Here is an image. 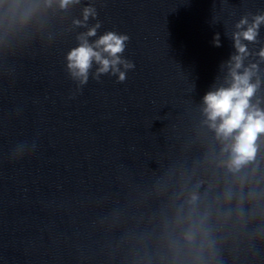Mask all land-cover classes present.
Here are the masks:
<instances>
[{
	"label": "clouds",
	"instance_id": "clouds-1",
	"mask_svg": "<svg viewBox=\"0 0 264 264\" xmlns=\"http://www.w3.org/2000/svg\"><path fill=\"white\" fill-rule=\"evenodd\" d=\"M79 3V0H60L61 8L69 4ZM95 7L88 6L83 10V21H74L77 25L85 24L89 17L95 18ZM261 23H264V15L254 17L251 24L246 18L236 25L238 29L248 25L246 30L233 34L235 48L238 54L231 57L229 75L231 83L228 87H220L215 91H208L203 96V113L206 123L216 132L219 139L231 140L225 145V151H230L231 158L228 161L230 171H238L242 166L253 161L257 152L256 141L260 134H264V110L251 103L258 87L251 82L256 65L239 70L243 66V58L247 55L246 45L241 40L254 42ZM101 27L97 22L82 33L78 40V46L72 48L66 55V68L70 77L78 82V86L85 85L89 80V74L93 65L96 70L93 78L99 80L102 74H111L118 77L119 82L126 79V72L134 68L131 61L122 58L126 42L129 37L114 31H107L97 39L90 42L89 38L96 37L97 29ZM213 45L220 46L219 35L213 37ZM264 58V49L259 53ZM123 69V70H122Z\"/></svg>",
	"mask_w": 264,
	"mask_h": 264
}]
</instances>
